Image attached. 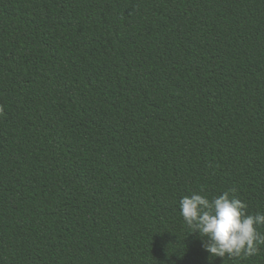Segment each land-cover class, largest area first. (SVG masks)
Returning <instances> with one entry per match:
<instances>
[{"label":"trees","instance_id":"16d2710c","mask_svg":"<svg viewBox=\"0 0 264 264\" xmlns=\"http://www.w3.org/2000/svg\"><path fill=\"white\" fill-rule=\"evenodd\" d=\"M231 190L264 213V0H0V264H264L183 222Z\"/></svg>","mask_w":264,"mask_h":264},{"label":"clouds","instance_id":"9594fccd","mask_svg":"<svg viewBox=\"0 0 264 264\" xmlns=\"http://www.w3.org/2000/svg\"><path fill=\"white\" fill-rule=\"evenodd\" d=\"M224 191L211 199L202 192H193L179 201L180 215L190 230L198 232L204 249L211 257L248 258L264 245V213L248 214L247 204Z\"/></svg>","mask_w":264,"mask_h":264}]
</instances>
